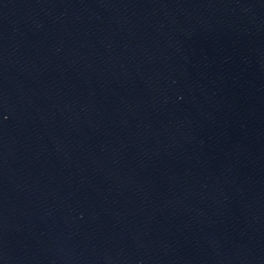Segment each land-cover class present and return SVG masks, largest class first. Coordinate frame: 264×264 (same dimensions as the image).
Returning <instances> with one entry per match:
<instances>
[{"label":"water","instance_id":"obj_1","mask_svg":"<svg viewBox=\"0 0 264 264\" xmlns=\"http://www.w3.org/2000/svg\"><path fill=\"white\" fill-rule=\"evenodd\" d=\"M0 264H264V0H0Z\"/></svg>","mask_w":264,"mask_h":264}]
</instances>
